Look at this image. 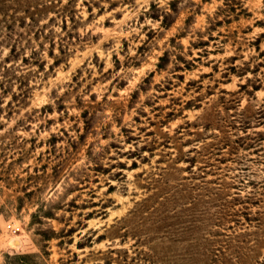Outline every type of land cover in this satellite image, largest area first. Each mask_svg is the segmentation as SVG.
<instances>
[{
  "label": "rangeland",
  "instance_id": "374dc122",
  "mask_svg": "<svg viewBox=\"0 0 264 264\" xmlns=\"http://www.w3.org/2000/svg\"><path fill=\"white\" fill-rule=\"evenodd\" d=\"M0 264H264V0H0Z\"/></svg>",
  "mask_w": 264,
  "mask_h": 264
}]
</instances>
